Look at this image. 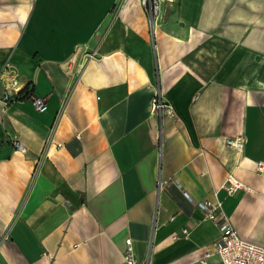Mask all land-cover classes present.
<instances>
[{
	"label": "crops",
	"instance_id": "obj_1",
	"mask_svg": "<svg viewBox=\"0 0 264 264\" xmlns=\"http://www.w3.org/2000/svg\"><path fill=\"white\" fill-rule=\"evenodd\" d=\"M149 24L140 0H0V264H120L127 236L138 262L152 240L151 264H223L196 205L215 198L264 245V0H174ZM11 77L47 108L5 104Z\"/></svg>",
	"mask_w": 264,
	"mask_h": 264
},
{
	"label": "built area",
	"instance_id": "obj_2",
	"mask_svg": "<svg viewBox=\"0 0 264 264\" xmlns=\"http://www.w3.org/2000/svg\"><path fill=\"white\" fill-rule=\"evenodd\" d=\"M140 2L149 17L151 30L154 32L156 26L159 25V20L163 18L166 9H169L174 0H140ZM24 87H26L25 90H23ZM25 93H27L26 96ZM24 98L29 99L36 111L42 112L47 108L46 98L33 94V88L30 83H26L21 87L19 79L17 77H11L9 79V85L2 93L1 100H3L5 104H8L11 101ZM151 109L160 119L165 115L177 117L174 107L168 102L167 98L158 88H156L152 97ZM226 143L236 149H241L244 144V137L242 134L227 137ZM11 144L16 150L22 153L26 151L23 142L17 136L11 137ZM258 169H264V164H262V162L258 163ZM164 181L165 180L159 178L158 185L160 186ZM240 185V181L230 173L227 175L222 187L226 193L230 195L233 194ZM196 205L201 210L203 217L212 220L220 231L219 237L215 241L214 248L208 249L206 251V256L216 252L220 256L223 264H264V245L251 242L238 234L228 215L223 210L220 199L198 200ZM188 233L187 228L182 229V234L184 236H187ZM173 237L176 238L177 235ZM150 243L148 256L143 261L138 262L133 252L132 238L127 236L122 249V263L120 264H151L149 255L152 248V240Z\"/></svg>",
	"mask_w": 264,
	"mask_h": 264
},
{
	"label": "trees",
	"instance_id": "obj_3",
	"mask_svg": "<svg viewBox=\"0 0 264 264\" xmlns=\"http://www.w3.org/2000/svg\"><path fill=\"white\" fill-rule=\"evenodd\" d=\"M28 83H30V82H28ZM25 89H26V87L23 88V90H25ZM27 93H28V92H27ZM27 93H25V96L27 95Z\"/></svg>",
	"mask_w": 264,
	"mask_h": 264
},
{
	"label": "water",
	"instance_id": "obj_4",
	"mask_svg": "<svg viewBox=\"0 0 264 264\" xmlns=\"http://www.w3.org/2000/svg\"><path fill=\"white\" fill-rule=\"evenodd\" d=\"M168 11V9H166Z\"/></svg>",
	"mask_w": 264,
	"mask_h": 264
}]
</instances>
